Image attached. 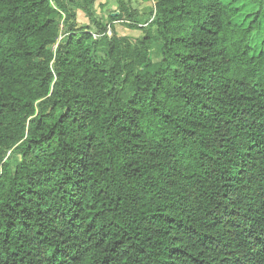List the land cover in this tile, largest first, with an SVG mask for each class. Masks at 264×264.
<instances>
[{"label": "trees", "instance_id": "1", "mask_svg": "<svg viewBox=\"0 0 264 264\" xmlns=\"http://www.w3.org/2000/svg\"><path fill=\"white\" fill-rule=\"evenodd\" d=\"M152 1L0 0V264H264V0Z\"/></svg>", "mask_w": 264, "mask_h": 264}, {"label": "rangeland", "instance_id": "2", "mask_svg": "<svg viewBox=\"0 0 264 264\" xmlns=\"http://www.w3.org/2000/svg\"><path fill=\"white\" fill-rule=\"evenodd\" d=\"M82 2V0H78ZM123 0H95L94 4L90 7L95 18L102 20L108 26L109 36H113L117 33L119 36H127L132 40H136L141 34L140 29L129 27V20L126 14L120 11V3ZM130 5L133 10L136 11V18L139 24L145 25L146 22L152 20L151 10L154 7V2L152 0H130ZM77 12L78 22L80 25L87 28L92 32L96 31V26L87 16L86 12L82 9L74 8ZM110 14L113 16L121 15V19L110 18ZM133 22V21H132ZM64 37V34H62Z\"/></svg>", "mask_w": 264, "mask_h": 264}, {"label": "built area", "instance_id": "3", "mask_svg": "<svg viewBox=\"0 0 264 264\" xmlns=\"http://www.w3.org/2000/svg\"><path fill=\"white\" fill-rule=\"evenodd\" d=\"M97 35V34H96Z\"/></svg>", "mask_w": 264, "mask_h": 264}]
</instances>
